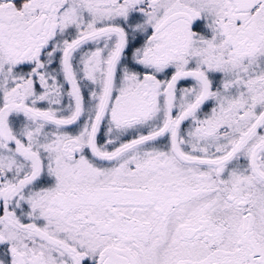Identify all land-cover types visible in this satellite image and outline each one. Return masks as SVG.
Masks as SVG:
<instances>
[{"label": "snow or ice", "instance_id": "snow-or-ice-1", "mask_svg": "<svg viewBox=\"0 0 264 264\" xmlns=\"http://www.w3.org/2000/svg\"><path fill=\"white\" fill-rule=\"evenodd\" d=\"M0 264H264V0H0Z\"/></svg>", "mask_w": 264, "mask_h": 264}]
</instances>
